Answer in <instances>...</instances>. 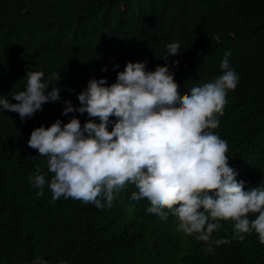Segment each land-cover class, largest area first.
<instances>
[{"label": "trees", "instance_id": "obj_1", "mask_svg": "<svg viewBox=\"0 0 264 264\" xmlns=\"http://www.w3.org/2000/svg\"><path fill=\"white\" fill-rule=\"evenodd\" d=\"M169 43L181 54L165 61ZM226 50L240 81L213 131L227 140L229 163L249 188L264 181V0H0V95L13 102L29 67L46 76L58 70L61 96L78 105L90 78L110 84L129 60L145 59L152 70L179 64L174 82L183 98L222 72ZM65 106L64 99L46 102L26 120L0 111V264L38 257L37 264H264V243L254 231L206 251V242L177 229L176 217L147 215L150 204L131 200V183L103 209L63 195L53 202L47 186L35 195L28 173L37 164L49 178L53 173L27 144L31 131L58 117L90 118L64 115ZM233 224L223 220L213 238H231Z\"/></svg>", "mask_w": 264, "mask_h": 264}, {"label": "clouds", "instance_id": "obj_2", "mask_svg": "<svg viewBox=\"0 0 264 264\" xmlns=\"http://www.w3.org/2000/svg\"><path fill=\"white\" fill-rule=\"evenodd\" d=\"M180 54V45L169 43L163 59ZM230 55L226 50L218 76L192 85L183 98L174 82L178 63L152 70L146 59L129 60L115 82L90 78L78 93V105L61 96L58 70L46 76L43 69L29 67L26 87L11 96L16 102L0 95V111H16L26 120L46 102L64 99V115L86 112L90 117L82 122L73 115L67 123L58 117L31 131L27 144L38 149L53 173L49 178L40 164L28 173L38 189L35 195L43 196L47 186L53 202L63 195L103 209L131 183L130 198L136 204L148 202L147 215L176 217L177 229L206 242V251L231 239L244 240L253 231L264 243V181L245 188L229 163L227 140L213 131L228 91L240 81ZM225 219L234 221L233 236L213 238Z\"/></svg>", "mask_w": 264, "mask_h": 264}]
</instances>
